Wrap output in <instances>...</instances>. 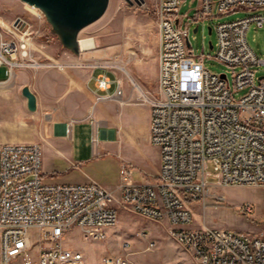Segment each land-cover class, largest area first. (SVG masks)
<instances>
[{
  "label": "built area",
  "instance_id": "built-area-1",
  "mask_svg": "<svg viewBox=\"0 0 264 264\" xmlns=\"http://www.w3.org/2000/svg\"><path fill=\"white\" fill-rule=\"evenodd\" d=\"M182 3L158 0L154 7L158 94L150 103V142L160 151V168L153 181L135 180V167L126 162L116 190L95 181L51 183L43 172L39 143H0V264L84 261L81 251L64 246L67 233L78 228L86 241L105 240L118 206L169 222V236L187 254L171 264H264V235L209 226L197 219L193 207L208 194L210 177L220 186H264V75L257 77L254 69L264 59L247 39L252 23L264 26V14L215 26V58L231 68L232 81L228 73L207 69L204 55L193 54L188 46L192 24L185 20L187 14L180 15ZM241 9H264V0H200L196 18ZM43 66L48 64L35 55L28 25L0 23V84L12 81L19 70ZM108 67H95L103 71L94 77L96 87L106 93L97 100L123 95ZM77 122H67V134ZM163 208H170V215H163ZM157 245L152 240L146 250ZM113 261L136 264L124 255L102 259L103 264Z\"/></svg>",
  "mask_w": 264,
  "mask_h": 264
},
{
  "label": "rangeland",
  "instance_id": "rangeland-1",
  "mask_svg": "<svg viewBox=\"0 0 264 264\" xmlns=\"http://www.w3.org/2000/svg\"><path fill=\"white\" fill-rule=\"evenodd\" d=\"M157 1L145 0L144 5H136L127 0H110L103 16L83 28L79 34V38H94L97 44L94 49L81 50L79 55L86 57L85 64L91 69L100 64L108 65V69L116 72L110 71L109 75L113 79L118 77L124 93L127 90L134 92L130 100L135 103L125 108L124 122L117 134L118 141L110 145V152L98 149L90 164L98 179L113 184L119 182L120 167L126 162L135 167L134 177L137 181H145L143 173L150 177L146 175V181H153L156 172V154L159 150L148 141L146 127L148 104L158 94L159 32L154 12ZM199 3L200 0H183L180 9V15L187 14L189 17L186 16L185 20L192 24L189 35L192 52L195 56L204 55L205 66L211 72L228 73L233 81L231 68L219 62L215 58V48L210 47V42L213 45L217 42L215 26L220 22L264 14V9H241L230 14L196 18ZM17 21H24L28 25L33 51L48 66L19 70L18 76L12 81L0 84V143L18 142L17 139L41 141L39 139L43 129L58 104L50 100V86L37 84L35 73L49 72L60 66L52 58L54 48L59 47L61 51L72 53L63 47L58 36L52 32V27L41 10L21 0H0V23L11 27ZM197 25L198 31L194 32ZM209 27L212 28V33L209 32ZM247 39L257 56L264 59V26L257 27L256 23H252ZM254 69L257 77L264 75V65ZM22 71L31 74L29 82L18 79ZM101 72L103 71L96 70L95 76ZM25 86L39 95L43 91L45 95L44 101L38 103L35 111H30L27 106V99L22 93ZM68 90L65 85L64 94ZM243 94L244 92H240L237 96ZM124 96L113 97V100L92 98L87 114L71 120H93L94 109L99 103L110 100L114 103ZM132 111L139 112L141 119L137 120L130 113ZM16 125L23 127V131L13 128ZM76 125L77 141L87 145L91 137L89 123L78 122ZM42 153L44 169V165L52 164V160L44 148ZM46 181L55 182L48 176ZM209 181L211 186L208 194L201 201L193 203L198 220L209 226L264 235V186H220L213 177ZM248 206L251 211L247 210ZM117 214V223L107 228L105 240L86 241L78 228L67 233L64 246L84 254V261L80 264H103L105 255L128 256L136 264H171L181 260L179 244L169 236L170 225L166 221L147 218L121 206L117 207ZM143 231L146 235L142 236L139 233ZM152 240L157 242V247L146 250Z\"/></svg>",
  "mask_w": 264,
  "mask_h": 264
},
{
  "label": "crops",
  "instance_id": "crops-1",
  "mask_svg": "<svg viewBox=\"0 0 264 264\" xmlns=\"http://www.w3.org/2000/svg\"><path fill=\"white\" fill-rule=\"evenodd\" d=\"M52 53V58L56 61L55 64L60 66L49 72L42 71L35 73V79L38 85L46 84L51 87L50 100L53 103L58 104L57 108L47 121L46 127L41 134V139H39L41 140L40 142H38V140L22 139H17L16 141L39 143L42 148H44L46 154L51 158L52 164L46 163L43 172L46 179L48 176L55 181L51 183L75 184L95 181L102 184L108 190H116L119 182L113 184V182L98 179L94 171L90 168V164L94 160V155L98 149L110 152V148H112L110 145L118 141L117 134L119 128L122 126V122H124L123 113L125 108L128 105L135 103L130 100L133 97L134 92L131 93V91L127 90V93H124L123 90V96L126 95L122 99H117L113 103V99L111 98L112 100L108 102L104 101L96 106V109H94L95 119L80 121L86 122L87 124L89 123L91 128L89 142L87 145H84L83 142L77 141L75 131L77 126L76 123L70 134H67L66 132V124L74 117H83L86 115L91 108L92 98L97 99L98 95L106 94L105 92L98 90L96 87L94 77L95 71L98 69L89 68L87 64H85L86 57L82 54L76 55L74 53L64 52L61 51L59 47L54 48ZM65 68L69 70H65ZM30 77V73L22 71L18 79L20 81L29 82ZM65 85H67L69 90L64 94ZM115 88L116 85L114 84L111 91ZM35 95L37 97V105L44 101L45 95L43 94V91L40 95L37 93H35ZM148 105L146 137L150 142L151 105ZM130 113L135 115L137 120L141 119L139 112L132 111ZM143 122L145 121L143 120ZM13 128L23 131V127H20V125L13 126ZM94 137L97 138L96 141H94ZM156 155L158 163L156 172L153 176L157 174L160 168V151ZM146 175L149 177L148 174L143 173L145 181L147 180ZM166 222L169 224L168 221ZM178 249L179 254L181 255V260L187 257V254L181 245H178Z\"/></svg>",
  "mask_w": 264,
  "mask_h": 264
},
{
  "label": "water",
  "instance_id": "water-1",
  "mask_svg": "<svg viewBox=\"0 0 264 264\" xmlns=\"http://www.w3.org/2000/svg\"><path fill=\"white\" fill-rule=\"evenodd\" d=\"M30 6L38 8L45 15L52 27V32L58 36L63 47L79 55V34L83 28L95 22L106 12L110 0H21ZM198 27L194 28V32ZM212 33V28L209 27ZM188 46L191 47L190 41ZM210 47L213 48L212 42ZM27 99L30 111L37 109L35 93L25 86L22 89Z\"/></svg>",
  "mask_w": 264,
  "mask_h": 264
},
{
  "label": "bare ground",
  "instance_id": "bare-ground-1",
  "mask_svg": "<svg viewBox=\"0 0 264 264\" xmlns=\"http://www.w3.org/2000/svg\"><path fill=\"white\" fill-rule=\"evenodd\" d=\"M79 47L83 50H91L97 47L96 41L92 37L88 38H79ZM140 213V211H136ZM163 215H170V208H163ZM118 214L115 212V216H112V226L117 223ZM82 261H77L76 264H80ZM34 264H49L48 260H39ZM111 264H126L122 263V261H113Z\"/></svg>",
  "mask_w": 264,
  "mask_h": 264
}]
</instances>
